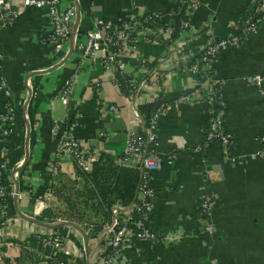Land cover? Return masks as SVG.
<instances>
[{"label": "crops", "instance_id": "1", "mask_svg": "<svg viewBox=\"0 0 264 264\" xmlns=\"http://www.w3.org/2000/svg\"><path fill=\"white\" fill-rule=\"evenodd\" d=\"M176 1L93 0L90 10L89 0H80V30L82 34L93 30L99 18L95 13L117 22L128 16L134 7L163 13ZM68 2L64 0L63 7L66 8ZM248 6L249 0H206L192 22L200 31L211 27L216 38L223 39ZM49 27L46 12L30 10L24 12L15 25L0 32L4 74L19 121L7 158L0 136V179L8 182L14 167L29 155V161L20 171L22 195L9 205L12 221L0 228V264H34L35 261L46 264L51 251H46V257L41 255L35 235L52 233L62 238L66 251L59 254L58 259H73L79 264H87V250H83L87 245L93 251L97 243L103 247L107 241L103 231L97 238L89 237L91 230L101 222L100 214L88 217L84 223L77 220L79 213L84 212L78 197L91 183L77 173L68 157L62 158L60 175L55 179L51 177L48 163L55 158V140L51 136L54 122H74L76 109H80L83 117L77 126L79 139L116 160L123 157L133 133L144 132L134 113L133 100L121 91L98 61L90 63L80 73L69 108L54 97L63 80L74 71L79 53L73 51L70 41L65 42L63 52L67 62L58 67L52 47L43 44ZM139 54L142 58L145 56L140 50ZM214 67L216 76L226 82V122L236 137V151L255 153L261 147L257 137L264 134V91L246 85L244 78L264 74V26L239 48L224 52ZM146 72V68L138 66L132 58L122 82L125 85L127 80L143 79ZM174 72L164 80L168 107L160 120L158 167L152 172L157 196L151 228L159 238H174L175 242L153 249L146 246L136 249L125 264H210L213 260L217 264H264V160L244 167L231 166L224 162L218 146L205 153L194 152L202 143L207 105L193 101L191 96L187 102H180L181 97L194 88V82L187 75ZM152 80L157 81L158 77ZM95 81L102 82L100 92L93 88ZM28 87L38 90L39 96L26 107L21 102ZM138 103L143 112L146 105H153V99L144 94ZM107 106L117 107L118 112L112 114ZM24 112L29 123L23 118ZM100 133H105V142L99 141ZM5 165L7 168L3 169ZM208 188L219 199L214 214L217 233L212 240L198 237L202 226L200 199ZM118 203L121 201L114 205ZM64 206L67 209L64 210ZM112 207L110 221L103 228L111 222ZM58 212L63 214H56ZM49 225L58 226L48 228Z\"/></svg>", "mask_w": 264, "mask_h": 264}, {"label": "built area", "instance_id": "2", "mask_svg": "<svg viewBox=\"0 0 264 264\" xmlns=\"http://www.w3.org/2000/svg\"><path fill=\"white\" fill-rule=\"evenodd\" d=\"M64 0H0V32L20 21L24 12H46L49 20V30L43 44H49L60 66L65 61L64 43L71 42L73 51L79 53L74 71L62 82L54 97L60 99L68 108L74 97L80 73L89 64L100 62L105 73L111 74L115 84L133 100V110L143 125V135H133L127 142L122 158L115 163L121 167L135 169L140 174V183L135 201L130 205L118 203L111 209V222L103 229L106 237L103 247L98 243L90 251L91 264H125L131 252L142 249L143 246L154 248L158 245L175 242L174 238H159L151 228L154 214V202L157 192L153 185L152 172L157 170L159 149V125L162 116L167 112V97L165 81L173 72H181L193 79L194 88L183 95L180 102H187L188 97L197 103L207 105V124L203 133L202 143L194 152L205 153L214 146L222 152L223 160L231 166H246L251 162L264 160V134L257 137L260 149L255 153H238L236 137L229 130L226 122L227 103L224 97L225 80L215 74L214 66L222 54L243 45L246 39L258 33L264 25V0H249V14L245 20L234 23L227 36L217 39L211 27L200 31L194 27L192 17L198 13L206 0H178L166 12H151L134 7L133 11L117 22L98 19L93 30L82 34L80 30L81 7L80 0H69L63 7ZM187 9L190 19L184 21L183 10ZM236 28V29H234ZM169 41L170 53L165 57L146 60L139 54L138 44L144 42L151 45H163ZM68 56V55H67ZM4 53L0 43V136L4 140V156L8 157L9 139L16 134L19 121L12 91L4 74ZM135 59L141 67L146 68V77L135 78L122 85L125 80L130 59ZM174 66V68H172ZM174 72V73H175ZM158 77L157 81L152 80ZM245 84L264 91V74H254L244 78ZM102 82L95 81L93 88L100 92ZM149 94L153 99V110L150 123L146 125L141 114L139 97ZM166 95V96H165ZM39 91L28 87V92L21 105L29 107L32 100L37 99ZM113 114L117 107L107 106ZM25 113V112H24ZM76 120L54 122L51 136L55 140V158L48 163L51 167V177L55 179L62 171V158L68 157L80 175H90L94 164L98 162L101 153L90 144L86 145L77 136V126L83 117L80 109H76ZM72 115H70L71 117ZM29 123L28 115L23 114ZM74 118V119H75ZM72 119V118H71ZM30 127L27 132L29 137ZM99 141L105 142V133H100ZM98 149V148H97ZM29 150V147H28ZM26 159V158H25ZM21 161L11 171L8 179L9 187L0 179V228L12 221L9 216V205L12 200L20 198L23 192L22 174L20 171L26 165ZM7 164V163H6ZM7 168L5 165L3 167ZM219 206L215 192L208 188L200 199L201 230L199 236L203 239H214L217 231L214 214ZM27 217V216H26ZM31 218V217H27ZM37 248L41 255L50 250L47 263L79 264L73 259L60 260L59 254L66 251V242L54 234L35 235ZM135 241L141 244L136 246ZM0 245V251H1ZM89 248V247H88ZM86 252V249H83ZM90 250V249H89ZM210 264H217L213 260Z\"/></svg>", "mask_w": 264, "mask_h": 264}, {"label": "trees", "instance_id": "3", "mask_svg": "<svg viewBox=\"0 0 264 264\" xmlns=\"http://www.w3.org/2000/svg\"><path fill=\"white\" fill-rule=\"evenodd\" d=\"M92 2L93 0H89L90 10L92 9ZM248 14L249 7L242 14V18L240 20H245ZM95 16H98V19L108 20L107 18L102 17L99 13H95ZM182 18L184 21L190 19L187 9L183 10ZM170 44L171 43L167 41L163 45L153 46L151 44L139 42L138 49L144 53V59L151 60L152 58L165 57L169 55ZM137 65L140 66L141 64L137 62ZM122 81L123 79H121V83L124 85ZM3 98L4 95L0 94V99ZM152 110L153 105L150 104L144 107L143 112L141 110V114L146 125L150 123ZM143 133H141V135H143ZM10 142L11 139H9L8 143L10 144ZM115 160L116 158H114L112 155L101 153L98 162L94 164L93 172L90 175L85 176L89 184L91 183V185L87 186L90 188H88L84 193L81 194L80 197H78V203L82 205V209H84V212H80L77 216L78 222L84 223L88 217L96 216L97 214L101 215V222L94 228V230H91L89 236L90 239L97 238L98 235L103 231L104 224L109 222L111 218L109 210L116 202L121 201V203L124 205H130L135 201L137 195L138 185L140 183L139 172L135 169L122 167L119 168L115 165ZM4 185L9 187V182H4ZM92 185H94V187H91ZM67 199L68 198H66V200ZM35 241L37 243V240ZM135 243L138 248L142 247L138 241H135Z\"/></svg>", "mask_w": 264, "mask_h": 264}, {"label": "water", "instance_id": "4", "mask_svg": "<svg viewBox=\"0 0 264 264\" xmlns=\"http://www.w3.org/2000/svg\"><path fill=\"white\" fill-rule=\"evenodd\" d=\"M67 62V60H65V61H63V63L60 65V66H62V65H64L65 63ZM28 141H29V138H28ZM26 161H25V163H27L28 161H29V155H26V159H25ZM65 225H67V224H65ZM58 225H49V226H47L48 228H55V227H57ZM86 245H87V241H86ZM86 250H87V264H91V260H90V255H91V253H90V250H89V248H88V245L86 246Z\"/></svg>", "mask_w": 264, "mask_h": 264}, {"label": "rangeland", "instance_id": "5", "mask_svg": "<svg viewBox=\"0 0 264 264\" xmlns=\"http://www.w3.org/2000/svg\"><path fill=\"white\" fill-rule=\"evenodd\" d=\"M53 183H54V182H53ZM54 187H55V186H54ZM54 187H52V189H51L52 191H55V188H54ZM69 187H70V185L68 186V188H69ZM68 188H67V189H68ZM48 189H49V188H48ZM66 192H67V191H66ZM66 192H65V193H66ZM67 195H69V194L67 193ZM64 205H65V204H64ZM65 206H66V205H65ZM65 206H64V210L67 209V207L65 208ZM62 211H63V210H62ZM56 214H63V213H62V212H58V213H56ZM39 251H40V250H38V252H39ZM0 257H1V255H0ZM0 263H1V262H0ZM34 264H37V261H36ZM41 264H43V262H41ZM47 264H48V263H47Z\"/></svg>", "mask_w": 264, "mask_h": 264}]
</instances>
